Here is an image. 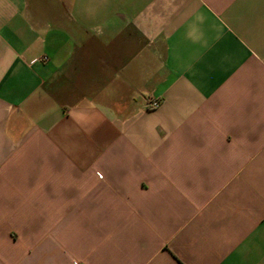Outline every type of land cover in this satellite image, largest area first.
<instances>
[{
	"label": "crops",
	"instance_id": "obj_1",
	"mask_svg": "<svg viewBox=\"0 0 264 264\" xmlns=\"http://www.w3.org/2000/svg\"><path fill=\"white\" fill-rule=\"evenodd\" d=\"M0 264H264V0H0Z\"/></svg>",
	"mask_w": 264,
	"mask_h": 264
},
{
	"label": "built area",
	"instance_id": "obj_2",
	"mask_svg": "<svg viewBox=\"0 0 264 264\" xmlns=\"http://www.w3.org/2000/svg\"><path fill=\"white\" fill-rule=\"evenodd\" d=\"M160 106V101L157 100H150L148 102V108L149 109H157Z\"/></svg>",
	"mask_w": 264,
	"mask_h": 264
}]
</instances>
